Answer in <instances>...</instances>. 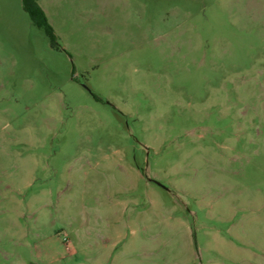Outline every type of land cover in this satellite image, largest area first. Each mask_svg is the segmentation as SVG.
Wrapping results in <instances>:
<instances>
[{
  "label": "rangeland",
  "instance_id": "obj_1",
  "mask_svg": "<svg viewBox=\"0 0 264 264\" xmlns=\"http://www.w3.org/2000/svg\"><path fill=\"white\" fill-rule=\"evenodd\" d=\"M0 0V264H264V0Z\"/></svg>",
  "mask_w": 264,
  "mask_h": 264
},
{
  "label": "trees",
  "instance_id": "obj_2",
  "mask_svg": "<svg viewBox=\"0 0 264 264\" xmlns=\"http://www.w3.org/2000/svg\"><path fill=\"white\" fill-rule=\"evenodd\" d=\"M23 10L28 14L31 22L42 28L52 45H56V36L52 26L50 25L45 12L36 0H21Z\"/></svg>",
  "mask_w": 264,
  "mask_h": 264
}]
</instances>
